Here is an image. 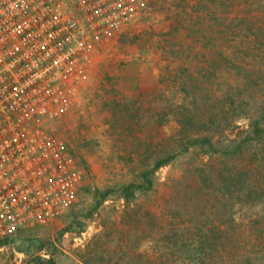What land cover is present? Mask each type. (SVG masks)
<instances>
[{"label":"rangeland","instance_id":"obj_1","mask_svg":"<svg viewBox=\"0 0 264 264\" xmlns=\"http://www.w3.org/2000/svg\"><path fill=\"white\" fill-rule=\"evenodd\" d=\"M145 1L47 123L83 172L74 202L0 264H264V0ZM204 136L221 152L186 150Z\"/></svg>","mask_w":264,"mask_h":264},{"label":"built area","instance_id":"obj_2","mask_svg":"<svg viewBox=\"0 0 264 264\" xmlns=\"http://www.w3.org/2000/svg\"><path fill=\"white\" fill-rule=\"evenodd\" d=\"M145 0H0V239L74 202L83 172L47 123L67 109L94 45Z\"/></svg>","mask_w":264,"mask_h":264},{"label":"trees","instance_id":"obj_3","mask_svg":"<svg viewBox=\"0 0 264 264\" xmlns=\"http://www.w3.org/2000/svg\"><path fill=\"white\" fill-rule=\"evenodd\" d=\"M257 125V124H256ZM257 130H261L257 127H255ZM186 150L190 148L191 146L193 147H198L201 149H204L205 152L208 153H216V152H221L219 151L218 148L213 144L212 140L208 137H194L191 138L187 141ZM223 152V151H222ZM172 156H168L164 159H157L153 166L149 169H145L141 172L140 177H141V182L139 183H128L125 186H123L122 192L123 196L126 200L130 199L133 195L134 192L137 190H147L151 188L152 186V176L155 173V171L160 168L161 166L167 164L172 160ZM98 203L102 202L105 198V193H99L98 195ZM230 228H233L232 224L229 223ZM12 235L7 236L3 239H0V246L4 244L9 238H11ZM224 245V244H223ZM34 264H55L53 259L49 258L47 260L41 259V258H35L34 259Z\"/></svg>","mask_w":264,"mask_h":264}]
</instances>
